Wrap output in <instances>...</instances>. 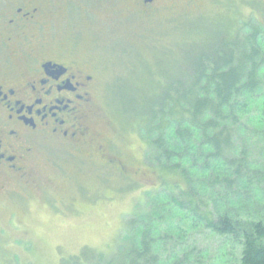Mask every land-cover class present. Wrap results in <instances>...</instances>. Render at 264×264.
<instances>
[{"label": "rangeland", "instance_id": "rangeland-1", "mask_svg": "<svg viewBox=\"0 0 264 264\" xmlns=\"http://www.w3.org/2000/svg\"><path fill=\"white\" fill-rule=\"evenodd\" d=\"M254 12L264 25V0H176L148 19L117 14L106 20V30L77 33L81 51L99 62L102 75L95 143H110L111 155L120 158L133 178L88 153L47 151L39 168L43 185L0 182V264H61L87 247L113 254L126 237L123 225L135 206L162 185L146 161L148 146L139 116L155 103L171 71L210 34L227 33L232 26L237 30ZM262 103L257 102V111H264ZM262 132L249 125L240 134V145L248 148L251 161L260 163L264 176ZM247 181L248 188L239 190L246 209H237V214L264 220V178ZM185 225L192 234L183 242L192 247L196 242L204 250L191 254L193 264H239L238 244Z\"/></svg>", "mask_w": 264, "mask_h": 264}, {"label": "trees", "instance_id": "trees-1", "mask_svg": "<svg viewBox=\"0 0 264 264\" xmlns=\"http://www.w3.org/2000/svg\"><path fill=\"white\" fill-rule=\"evenodd\" d=\"M197 47L139 116L161 188L135 206L113 254L87 247L61 264H193L191 254L204 250L183 242L192 234L186 223L238 244L239 264H264V220L237 214L247 205L239 190L264 178L240 145L249 125L264 131V111L256 110L264 105V25L254 12Z\"/></svg>", "mask_w": 264, "mask_h": 264}, {"label": "flooded vegetation", "instance_id": "flooded-vegetation-1", "mask_svg": "<svg viewBox=\"0 0 264 264\" xmlns=\"http://www.w3.org/2000/svg\"><path fill=\"white\" fill-rule=\"evenodd\" d=\"M173 1L0 0V182L43 185L49 150L88 153L133 177L110 143H95L102 75L76 34L106 30L112 15L148 19Z\"/></svg>", "mask_w": 264, "mask_h": 264}]
</instances>
